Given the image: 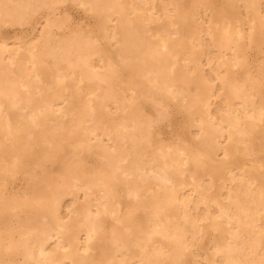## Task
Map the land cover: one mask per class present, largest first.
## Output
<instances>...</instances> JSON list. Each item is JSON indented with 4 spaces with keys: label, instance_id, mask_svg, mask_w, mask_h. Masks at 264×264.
<instances>
[{
    "label": "bare ground",
    "instance_id": "6f19581e",
    "mask_svg": "<svg viewBox=\"0 0 264 264\" xmlns=\"http://www.w3.org/2000/svg\"><path fill=\"white\" fill-rule=\"evenodd\" d=\"M71 1L0 0V264H264V0Z\"/></svg>",
    "mask_w": 264,
    "mask_h": 264
},
{
    "label": "rangeland",
    "instance_id": "374dc122",
    "mask_svg": "<svg viewBox=\"0 0 264 264\" xmlns=\"http://www.w3.org/2000/svg\"><path fill=\"white\" fill-rule=\"evenodd\" d=\"M69 1H71V0H69ZM194 1H196V0H183L182 3H183L184 8L186 10H189L192 2H194ZM206 1L209 2L210 6L215 11H219L220 10L221 0H206ZM73 3L71 1V2H66V4H65V8H66L67 12L69 13V21H70V23L72 25H76V24H79L80 26L83 25L82 28L88 30L90 28H93L95 25H97L100 22V18H99L98 15L93 14L91 12L88 13V12L85 11L84 8L78 6L75 2H73ZM30 27H33V26L32 25L20 26V25L6 24V25H4L2 27V30H3L2 32H3V34H5V36L7 38H10V39H7V40L9 42H12L15 39L16 36H19V37L20 36H24V38H27V36H28L27 32L31 33L33 31L32 28H30ZM253 53H254L253 49H250L249 50V54H250L251 58H252V56L254 58ZM260 55H262V57ZM260 55L258 54L256 56V59L258 61H260L261 58L264 59V54L261 53ZM256 68H258V65H256L254 63L253 66H252V69L255 70ZM173 113L174 114H173L172 121H164L163 122L162 136L165 137V138H168L171 135H175L176 133H182V132L187 130V126H186V124L184 122L185 119H184L183 115L179 114L178 112L175 113V109L174 108H173ZM179 128H181V129H179ZM92 159H93V157L90 156V157L87 158V161L91 162ZM24 182L25 181L23 180V178L21 176H18L16 178V180L13 182V184L11 185L12 187L10 186V190L22 193L23 190H24L23 187L25 185ZM200 210H202V209L200 208L199 211ZM210 238H211V234H208L206 236V238L204 239V247H205V249H207L209 247ZM195 249L196 248H194L193 250H195ZM195 251L197 252V249ZM197 259L199 260L200 264H203L204 261H202V259L199 256H197Z\"/></svg>",
    "mask_w": 264,
    "mask_h": 264
}]
</instances>
